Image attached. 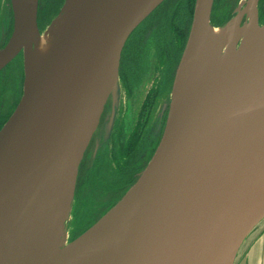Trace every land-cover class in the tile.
Segmentation results:
<instances>
[{
	"label": "water",
	"instance_id": "1",
	"mask_svg": "<svg viewBox=\"0 0 264 264\" xmlns=\"http://www.w3.org/2000/svg\"><path fill=\"white\" fill-rule=\"evenodd\" d=\"M163 1L87 0L31 75L38 0H13L14 32L0 49V70L23 52L25 84L0 129V252L32 201L54 200L72 184L74 195L83 155L118 82L123 47ZM76 2L65 0L60 15ZM213 2L196 0L154 155L121 200L53 264H74L112 246L106 264H234L264 219V118L237 127L246 113L264 109L259 0H247L245 9L250 45L220 74L200 75ZM243 16L238 8L236 18Z\"/></svg>",
	"mask_w": 264,
	"mask_h": 264
},
{
	"label": "rangeland",
	"instance_id": "2",
	"mask_svg": "<svg viewBox=\"0 0 264 264\" xmlns=\"http://www.w3.org/2000/svg\"><path fill=\"white\" fill-rule=\"evenodd\" d=\"M194 1L165 0L128 37L124 48L125 56L122 57L121 77L111 93L109 110L104 120H99L97 124V132L96 130L94 132L96 144L94 143L91 150L86 152L91 138L80 163L69 218L60 244L61 253L69 242L89 229L94 221L102 218L117 204L154 155V150L163 135L166 115L171 104L173 76L176 75L191 32ZM243 1L214 0L211 12V23L214 27L231 22ZM62 2L63 0H38V9L41 13L44 11L40 17L41 33H44L49 24L60 15ZM161 14L168 19H161ZM259 14L260 22L264 23V0H259ZM158 19L162 20L160 24L162 27L156 29L155 25L160 23ZM145 22L152 24L137 51L140 56H145L143 58L148 57V53L150 56L155 53L154 44L158 37L170 38L167 59L161 62L166 66L156 65L160 73L153 77L154 83L150 78L140 76L137 71L138 63L140 65L138 58H135L134 62L126 61V56L130 51L132 53L131 48L139 38V29ZM247 22L245 16L240 25L243 26ZM14 24L13 0H0V49L9 43L14 32ZM160 29V34L156 36ZM239 44L238 41L237 45ZM128 66L135 70L136 80H140L139 85L131 88L130 93L125 88ZM161 82L162 87H166L163 93L158 90ZM24 84V55L19 54L0 71V128L21 100ZM117 131H122V134L121 132L118 134ZM118 142L120 147L117 146ZM260 224L261 222L245 237L237 257L249 244L252 239L250 235Z\"/></svg>",
	"mask_w": 264,
	"mask_h": 264
},
{
	"label": "bare ground",
	"instance_id": "3",
	"mask_svg": "<svg viewBox=\"0 0 264 264\" xmlns=\"http://www.w3.org/2000/svg\"><path fill=\"white\" fill-rule=\"evenodd\" d=\"M86 1L77 0L74 6L56 17L44 33L40 32L35 35L30 60L31 75H34L51 55ZM246 5L247 0H244L238 7L239 12H244L243 17L246 16L248 20L243 26L240 25L243 18H236V16L231 22L221 26L214 27L211 23L207 51L202 52L197 59L196 71L198 74L213 76L220 74L250 45L249 39L252 36L253 23L251 22V10L247 9L245 12ZM258 15L260 16L259 7ZM263 37L264 29L260 31L257 39ZM238 41L240 42L239 45H237ZM242 44L245 45L240 48ZM262 118H264V109L248 112L237 127L242 130ZM93 124L91 120L84 133L83 143H85L87 133ZM73 188L72 184L62 192L61 196L54 197V200H51L50 197L42 204L32 201L20 217L0 252V264H53L65 254L70 242L62 253L60 244L69 218ZM113 251L114 246L95 252L74 264H106ZM59 253L61 254L58 255Z\"/></svg>",
	"mask_w": 264,
	"mask_h": 264
},
{
	"label": "flooded vegetation",
	"instance_id": "4",
	"mask_svg": "<svg viewBox=\"0 0 264 264\" xmlns=\"http://www.w3.org/2000/svg\"><path fill=\"white\" fill-rule=\"evenodd\" d=\"M165 1V0H164ZM163 1V2H164ZM63 3H64V0H63V2H62V5H63ZM195 3H196V0L194 1V5H193V12H192V21H193V16H194V8H195ZM258 7H259V3H258ZM44 11L42 10V13H43ZM41 12H40V10L38 9V17H37V19H38V26H39V29H40V31H41V23H40V17H41V14H42ZM158 16V14L155 16V17H157ZM160 18L161 19H163V20H166V19H168L167 17H165V16H163V14H161L160 15ZM161 19H158L157 21L158 22H160L159 24H157V25H155V27H156V29L157 28H161L162 27V25H160L161 24V22H162V20ZM171 19V18H170ZM259 20H260V16H259ZM150 21V20H149ZM171 21H173L172 19H171ZM260 23H263V22H260ZM149 24V22L147 23V22H145V24H143L142 25V27L139 29V38H138V40H137V42L134 44V46H132V48H131V50H132V53H131V51H130V53L126 56V61L129 63V62H134V60H135V58H138L139 59V61H140V65H139V63H138V66H139V69L137 70L138 72H139V74H140V76H144V77H147V78H150V80H151V82H153L154 83V80H153V77H155L156 75H157V73L159 72L160 73V69L159 68H157L156 67V65H160L161 64V62H162V60L164 61V59L166 60L167 59V55H168V41L170 40V38H168V36H160V37H158V40H156V44H154V50H155V53L154 54H151V56H150V53H148L147 54V56L148 57H146V58H143V57H145L144 55L143 56H140V53L138 52L137 53V51H138V48H139V45H141L142 46V41H143V38H144V36H145V34H147L148 33V31H150V25L152 24L151 22H150V24ZM213 24V23H212ZM141 25V24H140ZM139 26V25H138ZM191 26H192V23H191ZM160 32H161V29L159 30V32H158V34L156 35V36H158L159 34H160ZM127 42H128V39H127V41H126V43H125V45H124V47H123V50H122V53H121V60H120V67H119V78L121 77V65H122V57L123 56H125L124 55V48H125V46H126V44H127ZM19 54H23V52H20ZM18 54V55H19ZM138 56V57H137ZM139 56H140V58H139ZM11 62V61H10ZM9 64V63H8ZM161 66L162 67H165L166 65L163 63V64H161ZM4 68V67H3ZM2 68V69H3ZM1 69V70H2ZM0 70V71H1ZM134 71L135 70H132V68L131 67H129L128 66V74H127V76H126V78H125V88L126 89H128L127 91L130 93V90H131V88H133V87H135V86H137V85H139V83H140V80L139 79H137L136 80V78H135V74H134ZM175 76L176 75H174L173 76V82L175 81ZM119 78H118V80H119ZM162 82H163V80H162ZM162 82L161 83H159V86H158V90H160V92H165L166 91V87H162ZM174 84V83H173ZM173 86V85H172ZM162 87V88H161ZM164 90V91H163ZM149 93V92H148ZM159 93V92H158ZM110 96H111V94L109 95V97H108V99H107V101H106V103H105V106H104V109H103V112H102V115H101V117H100V121H102V120H104V118H105V116L107 115V112H108V108H109V104H110ZM19 103V102H18ZM18 105V104H17ZM17 107V106H16ZM16 109V108H15ZM14 109V110H15ZM14 112V111H13ZM12 112V113H13ZM169 112H170V107H169V111H168V113H167V115H166V122H165V126H166V123H167V120H168V116H169ZM12 113L10 114V116L12 115ZM9 116V117H10ZM157 118V117H156ZM9 119V118H8ZM7 119V120H8ZM6 120V121H7ZM5 121V122H6ZM159 123V122H158ZM157 123V124H158ZM2 128V127H1ZM0 128V129H1ZM165 129V128H164ZM119 130V129H118ZM96 132H97V130H96ZM120 132H121V134H122V131H117V133L118 134H120ZM164 133V132H163ZM95 133H94V135H93V137H92V139H91V143H90V145H89V147H88V149L86 150V152L87 151H89V150H91V147L94 145V143L96 144V137H95ZM163 136V135H162ZM161 139H162V137H161ZM161 139L159 140V143H160V141H161ZM128 139H127V142L126 143H128ZM159 143H158V145H159ZM124 146H125V144H123ZM158 145H157V147H158ZM117 146H119L120 147V142H118L117 143ZM123 146V147H124ZM157 147H156V149H157ZM156 149L154 150V153H155V151H156ZM85 152V153H86ZM116 155V154H115ZM116 161H118V159L116 160ZM119 162V161H118ZM139 173H141V172H139ZM124 182V181H123ZM126 185L128 184V182L127 183H125ZM133 184V183H132ZM122 185H124L123 183H122ZM123 197V196H122ZM121 197V198H122ZM121 198H120V200H121ZM119 200V201H120ZM118 201V202H119ZM117 202V203H118ZM99 220V218L96 220V221H94V223L95 222H97Z\"/></svg>",
	"mask_w": 264,
	"mask_h": 264
},
{
	"label": "crops",
	"instance_id": "5",
	"mask_svg": "<svg viewBox=\"0 0 264 264\" xmlns=\"http://www.w3.org/2000/svg\"><path fill=\"white\" fill-rule=\"evenodd\" d=\"M250 236L252 239L242 253L236 256L234 264H264V219Z\"/></svg>",
	"mask_w": 264,
	"mask_h": 264
}]
</instances>
